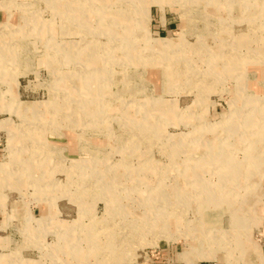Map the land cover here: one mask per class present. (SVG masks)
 Segmentation results:
<instances>
[{
	"label": "rangeland",
	"instance_id": "rangeland-1",
	"mask_svg": "<svg viewBox=\"0 0 264 264\" xmlns=\"http://www.w3.org/2000/svg\"><path fill=\"white\" fill-rule=\"evenodd\" d=\"M0 66V264H260L264 196L245 176L264 128V0H0ZM231 117L242 136L221 126L213 144L242 167L234 207L258 218L239 245L222 205L183 203L212 145L198 128Z\"/></svg>",
	"mask_w": 264,
	"mask_h": 264
},
{
	"label": "bare ground",
	"instance_id": "bare-ground-1",
	"mask_svg": "<svg viewBox=\"0 0 264 264\" xmlns=\"http://www.w3.org/2000/svg\"><path fill=\"white\" fill-rule=\"evenodd\" d=\"M133 5L134 4H132L131 6H133ZM67 10H69V7ZM34 17L35 16H33V18ZM67 19L68 20L71 19L70 21L72 22V24H75L76 26L87 24V22L81 21V19L75 15L73 17L68 16ZM40 29H42V30L47 29L48 30V29H50V25L44 24L42 27H40ZM103 31L105 32V30H103ZM39 32H41V30ZM33 34H35V33H33ZM86 45L87 44H85V46ZM124 47H125V45H124ZM82 50L83 49H81V47H79V48H77L76 51L73 50V52H72L73 56H72V54H69L68 58L66 56H61V58H59V59L65 58L67 60L69 59V60L77 61V56L83 55ZM88 55L92 56L93 60L98 59L100 56L99 51L96 50V47L95 48L92 47L88 51ZM52 58L54 59L53 56H52ZM55 58H57V57H55ZM92 58L90 60H92ZM16 59H17V57L14 56V59L12 61H16ZM82 60H84V57ZM80 66L83 68L84 67L90 68L88 66H92V65L86 64L85 66L84 65L83 66L80 65ZM2 68H3V65H2ZM5 75H7L6 72H3L2 74L0 73V76H5ZM70 76L73 77L74 75H70ZM258 111L260 112L261 109H258ZM234 117H236V116H234ZM227 118H228V116H227ZM227 118L224 119V121H222L221 123L219 122L218 124H212L211 127H209L208 125H203V123H201V128H198L200 135L198 138L195 139L196 142L201 143V141H202L204 144V141L201 138H204L206 135H208L210 133L213 137L212 138V145H210L209 148H206V150L207 149L208 150L203 151V153L200 157L192 156L193 159L196 158V159H194L196 161V165L194 167H192L191 179L186 181V182H188L189 187L192 188V191H189L184 195L185 199L183 200V203H184V206H187V207H189L188 203L198 204L199 208L205 209L203 211L205 214H207L206 212H209L210 206H211L210 207V209H211L212 207H217L218 205H222L221 206V207H223L222 209L224 210V212L228 213V215L230 217V221H231L230 224H232V225H230V229L224 230V232L232 235L236 239L235 243L237 245H239L240 240H238V239L241 238V236H243V235L246 236V234H245L246 229L248 227L250 228L251 225H255L257 223L258 218L254 215H252V216L248 215L247 216L248 213H246V211H245L246 209L244 208L245 207V205H244L245 201L244 200L241 201V203L243 205L241 204L242 208L240 210L234 207V204L236 203V201L231 200L232 198L229 195L230 194L229 190H228L229 183L234 181V180L239 181L240 178L241 179L243 178L244 173L242 171V167H240V164L239 163L237 164L235 162V160L233 159L232 155H230V149H229L230 145H228V142L226 140H222L223 144H219V145H217V147H214V144H213L214 141H216V139L219 138L218 134H220L223 131L227 134L231 132L232 135H237L239 138L242 136L243 132L238 131V128L234 125L233 117H231L229 119H227ZM201 120L203 122V119H201ZM249 123L252 124L251 121ZM249 123L246 124L247 132L250 131L249 130ZM143 127L146 128L145 126H143ZM219 127L223 128L221 132L218 131ZM254 133L257 134V137L255 138V143H254V145H256L257 151H255V152L252 151L249 155L251 157L253 156L252 158H254L256 160V161L254 160L256 162V164L254 163V165L256 166V168L257 167L258 168H257V170H254L256 172H255V174L252 173L253 174V175H251L252 177H249L247 174L245 177L247 180H251L253 182V184L256 185V188H258L257 191H255L253 193L249 192L248 196H254V197L261 196V197H263L264 196V183L261 181L260 173L258 172V169L260 171L261 169H263V165H264V162L261 158L262 155L264 154V149H262V146L264 145V128L260 132H254ZM226 136L228 137V135H226ZM191 138H192V136H190V138L187 139V141H190ZM195 140L193 138L191 139V141H195ZM206 172H208V173L210 172L211 174L217 175L220 183L217 185H213V184L208 185L207 179L204 178ZM256 203L258 204V201H256ZM256 206H257L256 204L252 206L254 209L253 211L258 210V214H259L261 206L259 205L257 207L258 209L255 208ZM197 210H199V209H197ZM170 213H176V211L172 210V211H170ZM255 214H256V212H255ZM180 216H182V215L179 214V215H175L174 217L178 218ZM200 217H203V216L200 215ZM169 224L170 225H176V223H174L173 217H171V221ZM204 224L205 223H203L202 225L204 226ZM204 236H205V233L203 235H200V234L194 235L195 243L201 244L202 241H199V240L202 237L204 238ZM206 241L209 244H211L213 242L215 243V240L211 241V239L206 240ZM224 242H225V240H223L221 238V239H218L216 243L218 245H220L221 247H223ZM253 248L255 251H257V254L259 255L260 264H264V253H262L261 251H258L259 248H258L257 244H255ZM244 249H245V247H244ZM249 252H251V251H249ZM100 256H101L100 258L99 257H96V258H97V260L101 259V264H111L112 261H114V259H115L114 257H111L109 255L104 256V254H102ZM87 259H89V256L87 257Z\"/></svg>",
	"mask_w": 264,
	"mask_h": 264
},
{
	"label": "crops",
	"instance_id": "crops-1",
	"mask_svg": "<svg viewBox=\"0 0 264 264\" xmlns=\"http://www.w3.org/2000/svg\"><path fill=\"white\" fill-rule=\"evenodd\" d=\"M164 20H162V17L160 16L158 19V24L155 25V29H158V31H164L167 26H172V21L171 20H167L166 17L163 18Z\"/></svg>",
	"mask_w": 264,
	"mask_h": 264
}]
</instances>
